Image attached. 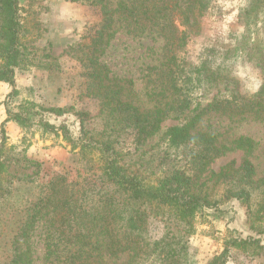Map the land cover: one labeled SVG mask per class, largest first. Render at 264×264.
I'll list each match as a JSON object with an SVG mask.
<instances>
[{
    "label": "rangeland",
    "instance_id": "1",
    "mask_svg": "<svg viewBox=\"0 0 264 264\" xmlns=\"http://www.w3.org/2000/svg\"><path fill=\"white\" fill-rule=\"evenodd\" d=\"M250 1L215 0L214 9L202 19L200 34L189 44L193 58L208 40L216 46L228 45L231 35H241L234 39L238 48L249 46L250 49L246 56L242 53L243 59L231 64V79L235 82L202 87L194 95L193 109L231 93L232 89L253 95L264 85L261 68L264 61L260 55L262 49L264 51V22L246 26L243 13ZM92 2L19 0L22 42L31 54L32 63L17 72L14 88L0 82V143L3 130L7 138L4 153L7 171L0 181V264H11L19 252L24 253L31 264H44L46 244L59 240L61 231L66 228L63 219L67 211L59 201L63 197L72 201L107 187L98 157L84 156L80 148L72 149L73 141L81 135L80 120L75 112L88 113L87 130L104 133L112 128L102 114L100 102L87 94L82 65L72 56L89 30L102 20L99 8ZM111 2V7L115 8L117 0ZM176 20L179 25L180 17ZM115 29L106 61L124 88L125 100L133 102L141 111L152 112L158 106V97L154 94L148 68L162 56L165 42L149 39L141 43L127 33L122 23ZM256 82L259 88L252 91L250 85ZM15 89L18 95L10 98ZM23 100L36 103L43 110L37 107L23 122L11 120L9 111H19L17 106ZM188 117L166 119L159 132L139 144L135 143L134 135L123 134L119 147L127 166L153 182L176 169L194 174L187 150L172 147L167 134L172 127L184 124ZM200 126L220 134L219 140L230 149L210 163L198 182L194 178L193 192L207 196L217 207L206 208L193 220L191 233L185 236L189 253L183 264H209L226 248L231 253L227 264H264V118L250 115L228 119L213 114L204 116ZM241 136L251 137L256 143L250 157L256 171V184L254 188L245 187L250 193L248 203L230 195L244 187L238 180L237 170L245 153L231 146V142ZM51 182L64 187L65 195L52 198V203L42 208V200L45 202L51 195ZM36 212L40 214L34 220L28 218ZM25 223L29 227L27 236L16 237ZM184 225L169 209L153 207L150 238L158 241L165 236L184 235ZM241 240H249V243L235 245V241ZM105 261L129 264L131 256H107Z\"/></svg>",
    "mask_w": 264,
    "mask_h": 264
},
{
    "label": "trees",
    "instance_id": "2",
    "mask_svg": "<svg viewBox=\"0 0 264 264\" xmlns=\"http://www.w3.org/2000/svg\"><path fill=\"white\" fill-rule=\"evenodd\" d=\"M250 2L243 13L247 27L264 22V0ZM92 3L99 8L102 20L89 30L72 56L82 65L87 94L100 102L102 114L112 128L104 133L87 130L88 113L75 112L80 120L81 135L73 141L72 149L80 148L82 155L98 157L107 187L85 193L72 201L64 197L59 201L67 211L63 219L66 228L61 231L59 240H50L46 244L44 264H107V256L117 258L123 254L131 256L129 264L150 261L183 264L189 253L185 236L191 233L193 220L206 208L217 207V203L207 196L193 192L194 178L198 182L210 163L230 149L219 140L220 134L211 128H201L202 119L213 114L228 119L250 115L264 118V85L253 95L232 89L229 94L192 108L194 95L202 87L230 80L235 82L231 79V64L243 59L242 53L246 56L250 49L249 46L238 48L234 39L241 35H231L228 45L216 46L208 40L197 57L190 55L189 44L200 34L201 21L214 9L215 0H117L115 8L111 7V0H93ZM177 17H180L179 25ZM119 23L141 43L149 39L165 42L162 56L148 68L154 94L158 97V106L152 112L141 111L133 102L125 100L124 88L106 61ZM22 31L19 0H0V82L13 88L17 72L32 63L31 54L23 46ZM261 52L264 61L263 49ZM261 68L264 73V66ZM16 95L15 89L10 98ZM37 107L43 110L36 103L23 100L17 106L19 111H9L10 119L23 122ZM49 111L63 112L62 109ZM184 116H189L184 124L167 132L168 140L172 147L187 150L194 174L186 169H176L153 182L127 166L119 147L123 134L134 135L135 143L139 144L159 132L166 119ZM2 132L0 181L7 171L4 162L7 138L5 131ZM231 146L243 151L245 158L237 170L238 180L244 187L241 186L236 193L230 192V195L248 203L250 193L245 187L254 188L256 184V171L250 160L256 143L251 137L241 136L232 141ZM49 188L51 195L45 202L42 200V208L51 204L52 198L65 195V188L58 183L51 182ZM153 207L169 209L178 221L185 223V234L153 241L150 238ZM39 214L36 212L28 218L34 220ZM28 228L25 223L16 237L20 234L26 237ZM247 243L249 240L235 241L237 246ZM230 255V249L226 248L209 264H227ZM11 264L31 263L24 253L19 252Z\"/></svg>",
    "mask_w": 264,
    "mask_h": 264
},
{
    "label": "clouds",
    "instance_id": "3",
    "mask_svg": "<svg viewBox=\"0 0 264 264\" xmlns=\"http://www.w3.org/2000/svg\"><path fill=\"white\" fill-rule=\"evenodd\" d=\"M258 88H259V83L258 82L254 83L253 85H250V89L252 91H256Z\"/></svg>",
    "mask_w": 264,
    "mask_h": 264
}]
</instances>
